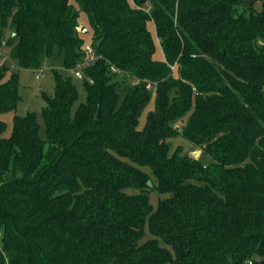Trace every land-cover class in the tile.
<instances>
[{
  "label": "trees",
  "instance_id": "trees-1",
  "mask_svg": "<svg viewBox=\"0 0 264 264\" xmlns=\"http://www.w3.org/2000/svg\"><path fill=\"white\" fill-rule=\"evenodd\" d=\"M74 1L91 61L70 0H0V47L16 67L0 64V113L16 110L19 69L55 47L86 90L72 111L76 83L52 71L44 137L35 111L15 114L8 135L0 120V264H264V2ZM111 66L137 80L122 98ZM187 113L178 132L172 122ZM177 135L210 161L170 153ZM144 167L169 194L155 208L126 191L150 186ZM145 226L170 249L138 243Z\"/></svg>",
  "mask_w": 264,
  "mask_h": 264
},
{
  "label": "rangeland",
  "instance_id": "rangeland-1",
  "mask_svg": "<svg viewBox=\"0 0 264 264\" xmlns=\"http://www.w3.org/2000/svg\"><path fill=\"white\" fill-rule=\"evenodd\" d=\"M132 3V0H129ZM264 0H257L252 5L256 10H259L263 4ZM70 4L72 5V9L74 12H78L77 17V30L80 34V36L83 38V46L82 50L84 54H88L87 50H92L91 48V42H92V30L89 25L87 16L85 13L79 10V6L74 0H70ZM145 10L149 11L152 9V5L148 4L144 6ZM82 27H85V30H82ZM147 28L151 32L154 43H155V53L154 57L156 59H163L164 57V51L162 46V39L159 35H157V29L156 24L154 22L153 18H150L147 21ZM10 35V31H6L7 38ZM5 42V40H4ZM9 48L5 47L4 44L0 47V55L1 60L0 64L5 63L9 65L10 70H15L16 67H12V60L10 59L9 54ZM92 52V51H91ZM93 53V52H92ZM91 55V54H89ZM172 74L175 76L176 73V67L175 63L170 65ZM58 71L62 76H71L73 81L76 83L77 87V93L78 97L77 100L72 105V111H74V108L80 103L85 101L86 98V90L83 85L82 79L77 78L74 76L73 70L68 69L63 64L62 56L58 54L57 47L54 49V53L52 56H44L43 60L41 62V65L38 68H21L19 69V78H18V95H19V102L17 104L16 110L14 112H6V113H0V120H3L7 124L6 131L4 132V135H8L11 131L12 127V119L13 116L16 115H25L28 111H35L37 115V121L41 127L40 129V135L44 137V128H43V120L41 116V108L45 105L44 100L42 99V93L51 95L54 91V80L52 76V71ZM36 74H38V78H36ZM8 75V74H7ZM6 75V76H7ZM112 81H115L118 86V92L120 95V98L125 94V92L129 89V87L135 83H137V80L135 81L133 78L125 75L121 71L113 72L112 74ZM152 92V96L148 104L143 108L141 111V114L139 116V125L138 127L141 128L145 121H146V115L149 110H151L154 106V95H155V87L150 86L149 87ZM121 99H119L118 103ZM189 113L185 114L183 117H181L178 120H175L172 122V126L175 127V129L178 132H181L183 127L185 126V122L187 120V116ZM170 142V147L172 153L176 148L181 150V154L183 155H190L195 158H198L201 162L204 164H207L210 161V158L208 155H206L203 152V148L201 146H195L191 143H189L183 136L177 135L176 137L170 138L168 140ZM179 153V151H177ZM143 170L148 174L150 178V186L144 187L141 190L139 189H126L129 193H135V192H144L148 195L149 201L152 204L153 208L156 207L158 201L162 198H166L169 196L168 193H160L157 189V181L151 174V171L149 168L144 167ZM199 184V182L197 183ZM156 238L160 245L166 246L170 249L168 245H165L160 237H156L152 235L148 229L147 226L144 227L143 234L141 236V239L138 241V243H142L144 241L150 240Z\"/></svg>",
  "mask_w": 264,
  "mask_h": 264
},
{
  "label": "built area",
  "instance_id": "built-area-1",
  "mask_svg": "<svg viewBox=\"0 0 264 264\" xmlns=\"http://www.w3.org/2000/svg\"><path fill=\"white\" fill-rule=\"evenodd\" d=\"M87 52H88V54H87V56H88V61L93 60V59L95 58L94 53H92L91 50H90V51L87 50ZM89 54H91V55H89ZM0 60H1V55H0ZM110 69H111V71H113V72L120 71L119 69L115 68L114 66H111ZM73 73H74V76H75V77L82 79V77H83V72H82V69H81L79 66L76 67V68L73 70ZM38 77H39L38 74H36V78H38Z\"/></svg>",
  "mask_w": 264,
  "mask_h": 264
},
{
  "label": "water",
  "instance_id": "water-1",
  "mask_svg": "<svg viewBox=\"0 0 264 264\" xmlns=\"http://www.w3.org/2000/svg\"><path fill=\"white\" fill-rule=\"evenodd\" d=\"M256 1L257 0H245L244 2L247 4V6H252V4ZM82 30H85V27H82Z\"/></svg>",
  "mask_w": 264,
  "mask_h": 264
}]
</instances>
